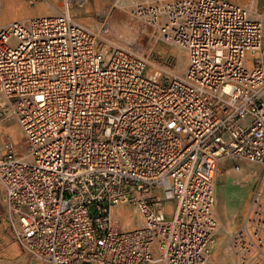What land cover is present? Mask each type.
<instances>
[{"label": "built area", "instance_id": "2783aa9c", "mask_svg": "<svg viewBox=\"0 0 264 264\" xmlns=\"http://www.w3.org/2000/svg\"><path fill=\"white\" fill-rule=\"evenodd\" d=\"M90 0L1 21L2 221L42 264H207L222 161L254 186L228 264H264L263 22L237 0H154L131 17L183 48L162 80L134 49L77 23ZM134 208L133 228L112 209Z\"/></svg>", "mask_w": 264, "mask_h": 264}, {"label": "rangeland", "instance_id": "374dc122", "mask_svg": "<svg viewBox=\"0 0 264 264\" xmlns=\"http://www.w3.org/2000/svg\"><path fill=\"white\" fill-rule=\"evenodd\" d=\"M148 1L154 0H90L84 8L75 9L73 17L77 23L92 30L103 41L136 50L148 62V71L156 72L162 80L169 81L181 76L186 69L187 53L183 48L166 43L158 32L131 17L132 6ZM237 1L241 6L250 9L254 17L262 20L264 36V0ZM52 4L58 6L57 3L29 4L27 0H3L1 21L7 24L39 15L54 14ZM175 71L179 72L178 76L172 74ZM16 128H19L18 125L12 121L0 124V134L9 133L17 140L20 136L16 137L9 132L10 129ZM231 166V163L222 161L216 179L215 214L219 229L208 251L207 264H228L224 257L226 240L228 234L241 223L254 186V180L246 177L245 167L241 173H236ZM3 197L4 191L0 185V264H42L39 260L25 255L8 234L6 224L2 221L5 213ZM120 207L123 206L115 208ZM115 208L112 209V214L116 219V227L130 229L136 225L138 216L134 208L126 207L127 213L123 217L115 215ZM130 217L133 219V225L123 226Z\"/></svg>", "mask_w": 264, "mask_h": 264}, {"label": "bare ground", "instance_id": "6f19581e", "mask_svg": "<svg viewBox=\"0 0 264 264\" xmlns=\"http://www.w3.org/2000/svg\"><path fill=\"white\" fill-rule=\"evenodd\" d=\"M44 15H47V14H44ZM44 15H42V16H44ZM39 16H41V15H39ZM124 33V32H123ZM129 34V33H128ZM125 36V35H124ZM126 36H128V35H126ZM130 36V35H129ZM128 36V37H129ZM127 37V38H128ZM131 37H132V35H131ZM132 39H133V37H132ZM120 40V39H119ZM124 41V40H123ZM126 42V41H125ZM123 43V42H122ZM120 45V44H119ZM125 45V44H124ZM129 45V44H128ZM169 70V69H168ZM172 73V72H171ZM166 74H168V72L166 73ZM173 75H175V76H178L179 75V72H177V71H175V72H173L172 73ZM182 74V73H181ZM10 133H12L14 136H16V137H19V136H21V131H20V129L19 128H16L15 130H13V129H10V131H9ZM224 166V165H223ZM127 211V208L126 207H120V208H115L114 209V213H115V215H119V216H125V214L127 213L126 212ZM113 212V211H112ZM133 225V219L130 217V218H128L127 219V221H126V224L125 225H123V226H132ZM221 240V239H220ZM215 257V256H214Z\"/></svg>", "mask_w": 264, "mask_h": 264}, {"label": "crops", "instance_id": "0c3cea01", "mask_svg": "<svg viewBox=\"0 0 264 264\" xmlns=\"http://www.w3.org/2000/svg\"><path fill=\"white\" fill-rule=\"evenodd\" d=\"M238 227V226H237ZM235 230V229H234ZM233 230V231H234ZM233 231H231L229 234H228V236L233 232ZM228 238V237H227ZM227 262V261H226ZM26 264H31V263H26ZM224 264V263H223Z\"/></svg>", "mask_w": 264, "mask_h": 264}]
</instances>
